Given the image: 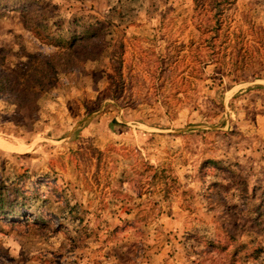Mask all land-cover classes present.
<instances>
[{
	"label": "rangeland",
	"instance_id": "obj_1",
	"mask_svg": "<svg viewBox=\"0 0 264 264\" xmlns=\"http://www.w3.org/2000/svg\"><path fill=\"white\" fill-rule=\"evenodd\" d=\"M28 55L59 74L0 95V264H264V0H0Z\"/></svg>",
	"mask_w": 264,
	"mask_h": 264
},
{
	"label": "trees",
	"instance_id": "obj_2",
	"mask_svg": "<svg viewBox=\"0 0 264 264\" xmlns=\"http://www.w3.org/2000/svg\"><path fill=\"white\" fill-rule=\"evenodd\" d=\"M34 56L28 55L26 61L16 63L9 70H3L4 62L0 61V95L7 97L6 103L15 106V112L41 98L53 88L58 78V68L52 63L51 57L44 55L38 65H35ZM19 124L18 121L14 123L15 126H22ZM3 170L4 167L1 166L0 219L5 217L9 221L10 217L20 218L26 223V212L21 209H29L30 205L20 187L22 174L12 179L4 177ZM11 225L20 226L21 222H13Z\"/></svg>",
	"mask_w": 264,
	"mask_h": 264
}]
</instances>
